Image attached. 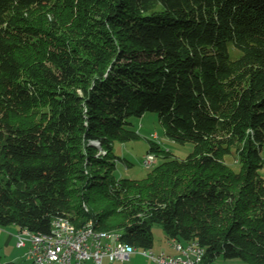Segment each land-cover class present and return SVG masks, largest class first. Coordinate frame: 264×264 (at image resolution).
Wrapping results in <instances>:
<instances>
[{
  "label": "trees",
  "instance_id": "obj_1",
  "mask_svg": "<svg viewBox=\"0 0 264 264\" xmlns=\"http://www.w3.org/2000/svg\"><path fill=\"white\" fill-rule=\"evenodd\" d=\"M146 113L194 149L153 141L147 177L118 178ZM263 148L264 0H0L1 228L65 217L151 249L158 224L206 264H264Z\"/></svg>",
  "mask_w": 264,
  "mask_h": 264
},
{
  "label": "rangeland",
  "instance_id": "obj_2",
  "mask_svg": "<svg viewBox=\"0 0 264 264\" xmlns=\"http://www.w3.org/2000/svg\"><path fill=\"white\" fill-rule=\"evenodd\" d=\"M229 47L233 58H237L241 55V53L232 45ZM130 121L133 123V129L140 134V137L130 142H116L114 144V154L121 159H124L127 163L125 164L122 160L118 161V167L115 172V175L118 178L142 180L147 177L154 166L162 160V154H159L156 163L151 167H145L143 164L145 156L150 152V146L153 141L159 143L164 149L170 150L172 154L180 159L186 158L194 149L193 143L189 142L182 145L170 140L165 134L164 127L159 120L158 115L155 113H146L141 118L133 117ZM156 135L158 138L153 140L154 137H157ZM262 156L264 159V148ZM226 162L234 170H239L240 166L235 155L226 157ZM261 175L264 178V166L261 170ZM17 232L18 230L15 226H9L6 228L0 227V264H7L10 260L15 261V264H35L28 260L25 255V250L17 248L16 239L13 238V235ZM153 233L155 247L159 248L169 242L167 233L162 225H154ZM233 263L244 262L241 260H226L223 257H217L211 264Z\"/></svg>",
  "mask_w": 264,
  "mask_h": 264
},
{
  "label": "built area",
  "instance_id": "obj_3",
  "mask_svg": "<svg viewBox=\"0 0 264 264\" xmlns=\"http://www.w3.org/2000/svg\"><path fill=\"white\" fill-rule=\"evenodd\" d=\"M154 138L156 140L158 136ZM143 162L144 166L153 165L145 159ZM55 225H59V220L55 221ZM15 238L16 246L25 249L27 258L35 264H85L88 261L101 264L104 259L125 262L136 253L120 247V239H116V243H108V238L97 236V232H92L91 228L75 235L53 236L52 244H41L39 236L22 231H18ZM171 246L176 255L160 252L144 256L153 264H206L205 251L196 253L192 252V248H181L177 239H171Z\"/></svg>",
  "mask_w": 264,
  "mask_h": 264
},
{
  "label": "bare ground",
  "instance_id": "obj_4",
  "mask_svg": "<svg viewBox=\"0 0 264 264\" xmlns=\"http://www.w3.org/2000/svg\"><path fill=\"white\" fill-rule=\"evenodd\" d=\"M153 140H155V138ZM103 153L105 154L104 151ZM144 159L147 163L155 164L157 160V156L154 153L149 152L145 156ZM151 166L152 165H145V167H151ZM58 220H59V225H55V221H58ZM90 228L92 232H97V236H101V238H108V243H116V239H120L119 234L116 232L97 230L94 227V224L92 221H89L87 224L83 226L77 227L68 218H65V217H57L53 219L52 232L50 234L34 233L28 230H22V232H25V234H29L31 236H39V242L41 244H52L53 236L75 235V234L81 233V231L89 230ZM170 244H171V240H170ZM180 246L181 248H192V252H196V253H203L204 251L206 252L205 248L200 246L197 241H189V242L180 241ZM120 247H122L123 249H129L135 252H139L142 255L157 254L152 249H138L135 246L122 242L121 240H120Z\"/></svg>",
  "mask_w": 264,
  "mask_h": 264
},
{
  "label": "crops",
  "instance_id": "obj_5",
  "mask_svg": "<svg viewBox=\"0 0 264 264\" xmlns=\"http://www.w3.org/2000/svg\"><path fill=\"white\" fill-rule=\"evenodd\" d=\"M13 238L16 239L15 238V234L13 235ZM19 249H21V248H19ZM151 249L155 253L165 252L166 254H169V255H176L177 254L176 251L171 246L170 240L164 246H160L159 248L155 247V244H154L153 248H151ZM23 250H25V249H23ZM242 262H244V261H242ZM245 263L246 262H244V263H235V264H245ZM7 264H15V261L10 260V262H8ZM85 264H95V263L93 261H88ZM101 264H153V263H152V261L150 259H148L144 255L140 254L139 252H136V253L132 254L131 257L127 261H125V262H121V261H110L109 259H104Z\"/></svg>",
  "mask_w": 264,
  "mask_h": 264
}]
</instances>
